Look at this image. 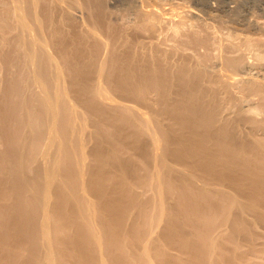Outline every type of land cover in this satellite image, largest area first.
Instances as JSON below:
<instances>
[{
	"label": "bare ground",
	"instance_id": "1",
	"mask_svg": "<svg viewBox=\"0 0 264 264\" xmlns=\"http://www.w3.org/2000/svg\"><path fill=\"white\" fill-rule=\"evenodd\" d=\"M103 2L0 0V264H264L263 37Z\"/></svg>",
	"mask_w": 264,
	"mask_h": 264
},
{
	"label": "rangeland",
	"instance_id": "2",
	"mask_svg": "<svg viewBox=\"0 0 264 264\" xmlns=\"http://www.w3.org/2000/svg\"><path fill=\"white\" fill-rule=\"evenodd\" d=\"M103 1H104L103 8L105 12L108 10L107 13L110 14L112 13L111 14L112 18L114 15H115L114 18H116V16L122 17V15L128 11L127 6L125 5L126 0H103ZM162 1L164 5H166V7L163 6L164 8L168 9V7L171 6L174 12H179V10H183L184 8H185L184 10L186 9L189 10L186 13V16L188 14L187 18L190 19L189 21L193 23L194 28L197 29V32L195 31V33L199 34V36L204 35L202 33H199L200 30L201 32H205V36L206 33L208 34L209 32L208 35H210L213 32L214 34L212 33L210 36L213 35V37L216 38V36L218 35L216 38L218 39V42L219 40H221L220 38L222 37V41L225 40L224 42L226 44L229 42L228 38H230V40L234 39L237 42L235 44H240L239 42H243L244 36L246 37L249 36V38L253 37L252 39H258L259 36H261L264 39V4H263L264 1L263 0H160V3ZM168 3L170 6L168 5ZM180 7L182 9H180ZM129 13L130 14L128 13L124 14V16L127 15L129 18H131L133 15L132 11H130ZM114 18L112 20H114ZM252 18L253 20H251ZM204 27H206L208 30L205 29ZM194 28L193 30H196ZM206 30L208 32H206ZM163 32L165 33L163 35H165V38L167 39L170 36L169 35L170 30L163 29ZM219 36L221 37L219 38ZM241 38H243V41ZM169 40L171 42V39ZM215 42H217V40ZM220 43L224 44L221 41ZM190 50L192 49L190 48ZM188 51L187 53H189ZM191 54L193 55V51H191ZM1 63H0V68H3L4 64ZM1 75L2 72H0V77Z\"/></svg>",
	"mask_w": 264,
	"mask_h": 264
}]
</instances>
